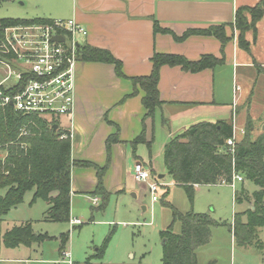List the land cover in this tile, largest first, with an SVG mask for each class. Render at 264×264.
<instances>
[{"label":"crops","instance_id":"1","mask_svg":"<svg viewBox=\"0 0 264 264\" xmlns=\"http://www.w3.org/2000/svg\"><path fill=\"white\" fill-rule=\"evenodd\" d=\"M261 1L45 0L48 9L42 12L44 17L37 19L75 20L86 30L78 47L85 45L108 51L121 63L122 76H118L113 64L77 57L74 110L68 117V125L62 127L71 136V162L82 163L72 164L70 168V208L76 194L88 202L96 200V204V196L104 198L102 192L97 191V170L105 169L101 183L106 194L124 191L125 180H134L136 163L142 164L152 179L164 178L161 173H167L165 146L195 124L225 122L232 126L236 142L242 138L241 132L247 123L255 120L252 117L253 90L264 80V16L256 24L255 37L252 31L244 33L248 43V50H244L239 45L235 14L237 9L254 7ZM155 23L167 32H154ZM220 25H224L225 43L205 33L177 39L189 30L206 31ZM259 48L261 56L257 57ZM154 54L179 55L191 62L211 56L222 63L194 73L180 66H162L157 83L161 106L146 117L141 103L145 93L139 85L134 86L132 79L150 75ZM257 124L260 128L255 124L252 128L255 138L264 131V117L259 118ZM141 133L145 142L133 146ZM111 137L115 141L107 146ZM155 150L163 155V168L155 162ZM242 182L239 183L244 186ZM201 186L205 185L193 187V200ZM161 188H166L162 196L169 194L167 187ZM243 190V195L248 194V197L254 192ZM236 193H233L234 202ZM243 197L246 199L235 202L245 206L238 214L252 209L249 198ZM189 205L188 211L208 214L194 211L193 202ZM3 217L0 224L4 223ZM241 220L246 221L245 215ZM13 227H0V263H29V246H24V257L4 256L5 253L14 255V251L23 248V245L7 248L2 243L3 235Z\"/></svg>","mask_w":264,"mask_h":264},{"label":"trees","instance_id":"2","mask_svg":"<svg viewBox=\"0 0 264 264\" xmlns=\"http://www.w3.org/2000/svg\"><path fill=\"white\" fill-rule=\"evenodd\" d=\"M5 0H0L4 2ZM264 16V0L254 7H242L235 14V28L239 31V45L248 50L244 33L252 31L256 36V24ZM249 17V18H248ZM49 19L33 20H0V27L17 24H52ZM154 32H167L154 25ZM202 33L213 35L220 42L227 39L224 25L211 26L206 31L189 30L183 34L184 39L191 34ZM77 57L84 61L113 64L115 72L121 75V63L105 50L80 46ZM152 70L149 76L133 78L134 86L139 85L145 95L141 99L146 117L154 114L161 106L157 83L159 69L164 66H180L183 70L199 72L222 63L211 56H203L191 62L179 55L154 54ZM135 94V92H133ZM164 122V121H163ZM57 126L54 130L53 127ZM252 124L249 121L244 128V135L231 148L226 142L232 137L233 128L225 122L198 123L189 127L183 134L170 141L164 150V164L168 175L176 186L185 191L189 202H193V187L197 185H216L221 182L229 184L232 176L237 174L257 187L249 200L252 209L243 214H236L230 225V232L235 243L240 247L261 249L259 230L264 229V131L252 138ZM68 136L61 139V136ZM114 137L107 141V146L114 142ZM143 133L133 141V146L144 143ZM0 219L12 208L20 205L27 192L33 191L31 203L42 200L49 205L44 220L52 223H67L70 216V168L82 163L71 162V142L69 131L58 125L57 120H49L34 115H22L11 106L0 107ZM105 169L97 170V191L104 195L103 203L109 194L103 193L101 176ZM242 182V183H243ZM243 188L235 194V202H241ZM53 194H55L53 196ZM161 204L171 210V223L159 233L162 244L161 264H197L196 250L208 244L211 229L227 225L211 218L210 214L193 211L180 213L164 199ZM242 196V197H241ZM246 217L243 223L241 217ZM180 224V232H173V224ZM50 237L32 232L29 224L13 227L2 237L7 248L20 245L39 244ZM67 236L60 237L59 253L62 252ZM108 238L97 248L84 264H93L103 258Z\"/></svg>","mask_w":264,"mask_h":264},{"label":"rangeland","instance_id":"3","mask_svg":"<svg viewBox=\"0 0 264 264\" xmlns=\"http://www.w3.org/2000/svg\"><path fill=\"white\" fill-rule=\"evenodd\" d=\"M47 9L45 0H5L0 3V20H33L44 17L42 12ZM27 25L29 24L20 26ZM258 54L257 57H260V48ZM252 101V117L255 119L251 122L252 127L260 128L257 120L264 117V80L259 81V85L254 88ZM58 121L61 127L68 125L66 116H61ZM241 133L243 136L244 131ZM251 135L255 138L253 132ZM154 153L155 162L163 168V155L156 153V150ZM161 174L164 178L158 183L169 190L164 200L183 213L188 211L190 205L183 188L176 186L165 171ZM241 186V183L236 182L233 188L218 184L201 186L195 191L193 210L208 213L215 221L227 224L211 229L208 244L196 250L197 264H264V229L259 230L258 236L261 249L238 246L230 232L234 214L241 213L245 208L233 200L234 191H240ZM161 187L156 193V202L152 201L146 185L135 183L131 179L125 180L124 191L109 194L105 203L102 195L96 196L97 204L94 205L76 194L71 203L70 220H78L80 224L74 227L69 222H45L48 204L36 200L30 205L33 191L27 192L22 203L3 217L4 223L0 227L2 225L9 228L26 223L33 233L46 235L50 239L28 248L31 256L29 263L3 261L0 264H84L103 245L106 238L108 242L103 258L93 264H161L162 244L159 232L167 229L171 223V210L161 204L163 189H166ZM242 187L249 192L257 189L248 181ZM247 195L242 196L248 197ZM172 229L174 233H179L180 224L174 223ZM62 236H67V241L59 254L58 238ZM14 252V255L6 256L5 253L4 256L24 257L25 248L23 246ZM63 252L69 253L70 263L62 259Z\"/></svg>","mask_w":264,"mask_h":264},{"label":"built area","instance_id":"4","mask_svg":"<svg viewBox=\"0 0 264 264\" xmlns=\"http://www.w3.org/2000/svg\"><path fill=\"white\" fill-rule=\"evenodd\" d=\"M85 35V28L75 20L0 27V107L9 105L22 115L49 120L71 116L75 103L77 50L79 39ZM54 36H61L63 42L52 41ZM67 137L62 135L61 139ZM235 142L233 131L226 144L232 148ZM133 178L136 183L146 185L152 201L156 202L161 185L150 177L142 164L134 165ZM242 181L241 176L234 174L231 183L220 184L233 188L236 182ZM93 203L96 204V200ZM69 223L80 224L75 219ZM61 257L70 263L68 252H63Z\"/></svg>","mask_w":264,"mask_h":264},{"label":"water","instance_id":"5","mask_svg":"<svg viewBox=\"0 0 264 264\" xmlns=\"http://www.w3.org/2000/svg\"><path fill=\"white\" fill-rule=\"evenodd\" d=\"M52 41H59V42H62V41H63V38H62L61 36H54V37H52ZM53 129L56 130V129H57V126L55 125V126L53 127ZM263 129H264V128H263Z\"/></svg>","mask_w":264,"mask_h":264}]
</instances>
